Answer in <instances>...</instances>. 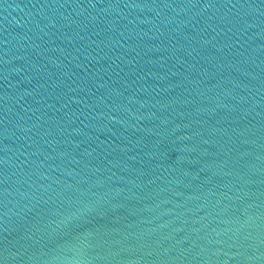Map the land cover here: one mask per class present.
I'll list each match as a JSON object with an SVG mask.
<instances>
[{
	"label": "water",
	"instance_id": "95a60500",
	"mask_svg": "<svg viewBox=\"0 0 264 264\" xmlns=\"http://www.w3.org/2000/svg\"><path fill=\"white\" fill-rule=\"evenodd\" d=\"M0 173L5 264H264V0H0Z\"/></svg>",
	"mask_w": 264,
	"mask_h": 264
},
{
	"label": "snow or ice",
	"instance_id": "6c2138e0",
	"mask_svg": "<svg viewBox=\"0 0 264 264\" xmlns=\"http://www.w3.org/2000/svg\"><path fill=\"white\" fill-rule=\"evenodd\" d=\"M208 6H214V5H208ZM0 175H4L0 173ZM7 180V176L4 175V179L0 180V184L5 183ZM6 193V189L3 190ZM7 231V229H5ZM7 253H8V247H7V238L5 237L4 240H0V264H5L7 260Z\"/></svg>",
	"mask_w": 264,
	"mask_h": 264
}]
</instances>
